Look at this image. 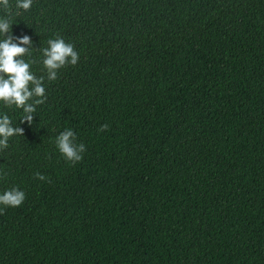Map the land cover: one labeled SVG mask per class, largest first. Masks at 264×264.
I'll use <instances>...</instances> for the list:
<instances>
[{
    "label": "trees",
    "instance_id": "trees-1",
    "mask_svg": "<svg viewBox=\"0 0 264 264\" xmlns=\"http://www.w3.org/2000/svg\"><path fill=\"white\" fill-rule=\"evenodd\" d=\"M16 4L0 19L31 37L47 99L31 124L0 102L24 129L0 194H26L0 205V264H264V0ZM57 37L79 60L48 80ZM65 129L86 145L75 164Z\"/></svg>",
    "mask_w": 264,
    "mask_h": 264
},
{
    "label": "clouds",
    "instance_id": "clouds-1",
    "mask_svg": "<svg viewBox=\"0 0 264 264\" xmlns=\"http://www.w3.org/2000/svg\"><path fill=\"white\" fill-rule=\"evenodd\" d=\"M0 5L5 9L9 6V0H0ZM32 0H17L16 7L29 10ZM12 24L7 18L0 19V34L4 39L0 40V102L6 106L15 105L23 110V119L29 124L33 122L32 113L36 111L35 106L42 104L47 99L44 87V77H37L31 71L32 61H26L25 55L32 48V39L28 35L14 37L11 35ZM18 41V42H14ZM43 65L47 69L48 80L58 78V70L67 64L76 65L79 60L78 52L74 44L66 42L62 37L50 39L48 47L43 48ZM35 99L33 103L29 101ZM108 124H103L98 131H105ZM23 135L24 129L14 127L11 118L7 114L0 116V149L7 148L9 138L14 135ZM76 133L72 129L62 131L56 144L61 154L73 164L83 159L82 153L86 151L84 143H76ZM40 180H46L43 174L36 173ZM26 199V194L19 188H12L0 194V205L19 207ZM4 209L0 208V213Z\"/></svg>",
    "mask_w": 264,
    "mask_h": 264
}]
</instances>
